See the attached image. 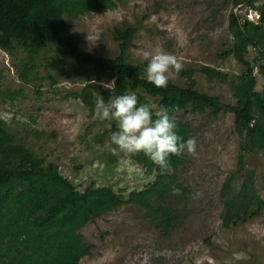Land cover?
<instances>
[{
  "label": "rangeland",
  "instance_id": "374dc122",
  "mask_svg": "<svg viewBox=\"0 0 264 264\" xmlns=\"http://www.w3.org/2000/svg\"><path fill=\"white\" fill-rule=\"evenodd\" d=\"M237 1L124 0L117 2L115 10L66 21L80 37L83 49L109 58L118 55L115 28L133 27L136 36L129 50L130 61H146L145 51L172 53L183 62V70L196 71L199 91L235 105L230 82L211 80L201 68L207 66L229 76L241 73L243 67L232 57H222L232 41L230 14L234 11L253 20L258 17L251 16L250 12L256 13L245 2L236 5ZM256 6H264V0ZM24 56L0 50V119L10 134L47 163L57 164L61 174L82 192L92 184L110 186L128 200L132 191H141L155 180L129 153L112 144L116 122L100 120L96 110L91 113L74 95L92 83L99 97L101 88H111L112 82L105 77L89 81L77 76L51 84L50 72L79 65L66 57L53 61L47 56L39 73L25 83L18 72ZM254 57L250 49L248 59ZM256 75L257 89L262 92L264 77L258 70ZM169 81L186 84L180 72L173 73ZM149 100L158 110L156 100ZM173 117L190 124L191 138L197 141L196 153L185 150L186 163L175 172L189 190L181 201L169 199L178 210L176 225L164 234L144 209L127 204L81 231L92 252L79 264H264V211L238 227L227 229L222 223L225 182L231 177L240 182L244 174L238 172L240 140L234 114L221 113L214 118L188 108L176 111ZM247 168L256 171V187L264 199V158L250 155ZM197 190L200 195L194 198Z\"/></svg>",
  "mask_w": 264,
  "mask_h": 264
},
{
  "label": "trees",
  "instance_id": "16d2710c",
  "mask_svg": "<svg viewBox=\"0 0 264 264\" xmlns=\"http://www.w3.org/2000/svg\"><path fill=\"white\" fill-rule=\"evenodd\" d=\"M124 0H0V50L9 54L22 52L18 72L25 83L35 77L47 56L53 61L68 58L79 67L49 73L51 84L61 78L80 77L89 81L105 77L111 88H101L99 97L107 102L118 95L135 93L140 104L156 100L158 110L166 107L171 115L191 109L192 113H209L217 118L221 113L234 114L235 133L239 137L238 172L244 173L237 182L231 177L222 192V223L227 229L238 227L259 217L264 211V199L256 187V171L247 168L250 155L264 158V90L257 89L256 71L264 77V6L259 0H238L258 12V21L231 12L230 48L223 58L232 57L243 69L236 76L204 66L201 72L211 80L230 82L236 104L222 102L196 88V71L182 70L184 86L169 81L166 88H157L145 78L146 61H130L129 50L136 36L133 27L115 28L113 39L118 55L114 58L94 55L83 49L80 37L71 31L66 18L77 19L87 14L115 10ZM227 3L229 0H223ZM250 49L255 52L248 59ZM77 99L94 113L99 97L92 83L86 84ZM177 132L184 141L191 138L188 123L175 119ZM147 175L155 180L143 190H135L124 200L110 186L92 184L83 192L64 177L55 163H47L9 133L0 119V264H79L91 254V246L81 231L92 221L125 205L146 211L152 224L168 234L177 223L178 210L169 199L181 201L188 195L176 171L186 163L183 154L169 157L170 171H162L143 152L130 154ZM173 187L181 190L173 194Z\"/></svg>",
  "mask_w": 264,
  "mask_h": 264
},
{
  "label": "clouds",
  "instance_id": "9594fccd",
  "mask_svg": "<svg viewBox=\"0 0 264 264\" xmlns=\"http://www.w3.org/2000/svg\"><path fill=\"white\" fill-rule=\"evenodd\" d=\"M143 58L147 61L145 78L157 88H166L172 74L184 67L176 55L161 49L145 51ZM95 106L100 120L116 122L117 130L110 136L116 148L129 154L143 152L162 171L171 170V155L179 156L185 150L196 153L197 141H184L177 132V121L166 107L154 110L149 104H140L135 93L118 95L107 102L101 97ZM172 191L174 195L182 194L175 187ZM198 195L199 190L193 194L194 198Z\"/></svg>",
  "mask_w": 264,
  "mask_h": 264
},
{
  "label": "built area",
  "instance_id": "2783aa9c",
  "mask_svg": "<svg viewBox=\"0 0 264 264\" xmlns=\"http://www.w3.org/2000/svg\"><path fill=\"white\" fill-rule=\"evenodd\" d=\"M255 13H256V12H255ZM250 14H251V16L254 15V16H257V17H258L256 20H253V18L250 17V18H249L250 20H253V21H257V20H259L260 16H259L258 13H256V14H257V15H256V14H254L253 12H250Z\"/></svg>",
  "mask_w": 264,
  "mask_h": 264
}]
</instances>
